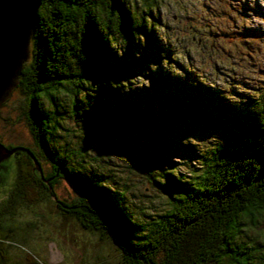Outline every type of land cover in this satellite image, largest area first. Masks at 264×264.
Returning a JSON list of instances; mask_svg holds the SVG:
<instances>
[{"label":"trees","instance_id":"obj_1","mask_svg":"<svg viewBox=\"0 0 264 264\" xmlns=\"http://www.w3.org/2000/svg\"><path fill=\"white\" fill-rule=\"evenodd\" d=\"M162 2L38 0L30 58L21 65L15 85L23 95L20 113L35 149L15 152L13 185L0 203V264L10 262L7 247L13 237L5 222L18 205L55 196L51 188L60 178L77 191L62 199L55 196L61 214L111 240L121 251L122 264H216L222 259L252 264L254 247L235 239L246 217L264 210V32L229 30L223 13L209 30L213 39L202 43L199 58L208 66L197 74L195 67L188 68L195 54L177 34L179 14L174 29L160 23ZM214 49L222 57L210 55ZM147 62L168 68L151 71L141 95L123 97L117 83L133 78ZM217 68L220 85L206 76V69ZM66 85L71 86L73 113L93 131L127 119L152 127V118H166L205 124L226 137L209 149L190 184L175 188L176 193L163 187L168 208L137 226L114 200L118 193H108L98 179L71 169L67 159L74 151L55 142L59 122L43 110L40 98L56 104Z\"/></svg>","mask_w":264,"mask_h":264},{"label":"rangeland","instance_id":"obj_2","mask_svg":"<svg viewBox=\"0 0 264 264\" xmlns=\"http://www.w3.org/2000/svg\"><path fill=\"white\" fill-rule=\"evenodd\" d=\"M223 13L227 15L229 30L243 34L255 30L264 32V0H163L159 8L160 23L162 26L166 23L167 29L170 25L175 28L176 14H179L182 28L177 34L183 35L187 50L195 54V62L188 68L195 67L197 74L208 66L203 58H199V53H203L202 43L213 39L209 30L224 17ZM29 41L22 64L30 58ZM219 50L210 51V55L222 57ZM161 68L166 70L168 65L144 63L136 69L133 78L122 79L114 85L122 89L123 97L135 98L136 94L141 95L148 89L151 71ZM212 70L206 69V76L220 85L216 75L218 68ZM66 86L67 92L61 90L56 95V104L45 97L40 98L43 110L59 122L55 142L74 151L67 159L71 169L98 179L108 193H118L114 200L130 214L131 221L137 226L166 210L169 200L163 187L176 193L175 188L190 184L201 171L209 149L226 137L222 130L205 124L166 118H152V127L146 121L140 124L127 119L93 131L84 127L85 119L73 113L68 96L71 86ZM104 101L107 100L102 99ZM23 104V95L16 86L0 102V203L13 185L15 152L23 147L35 149L20 113ZM87 144L88 148L83 150ZM43 168L48 170L49 166L43 163ZM51 190L58 199L77 193L64 178H60ZM55 196L47 194L44 196L47 198L39 202L18 205L11 219L5 222L13 229L11 245L7 247L8 264H122L120 249L97 231L80 228L75 220L64 217L56 207ZM241 228L235 243L254 247L252 264H264V210L255 211L253 218L246 217ZM216 264H228V261L222 259Z\"/></svg>","mask_w":264,"mask_h":264},{"label":"water","instance_id":"obj_3","mask_svg":"<svg viewBox=\"0 0 264 264\" xmlns=\"http://www.w3.org/2000/svg\"><path fill=\"white\" fill-rule=\"evenodd\" d=\"M37 5L38 0H0V102L16 85Z\"/></svg>","mask_w":264,"mask_h":264},{"label":"bare ground","instance_id":"obj_4","mask_svg":"<svg viewBox=\"0 0 264 264\" xmlns=\"http://www.w3.org/2000/svg\"><path fill=\"white\" fill-rule=\"evenodd\" d=\"M29 39H30V37H29ZM22 65V64H21Z\"/></svg>","mask_w":264,"mask_h":264}]
</instances>
